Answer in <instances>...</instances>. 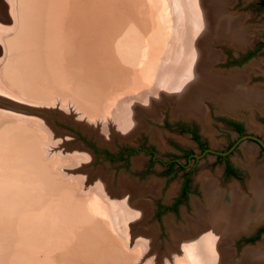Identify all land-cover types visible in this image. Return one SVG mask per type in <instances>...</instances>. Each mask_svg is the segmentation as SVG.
<instances>
[{
	"label": "rangeland",
	"instance_id": "rangeland-1",
	"mask_svg": "<svg viewBox=\"0 0 264 264\" xmlns=\"http://www.w3.org/2000/svg\"><path fill=\"white\" fill-rule=\"evenodd\" d=\"M11 1L0 0V120L8 121L4 125L0 121L4 126L0 128V197L4 196L0 203H5L0 207V264H203L201 252L192 256L180 248L188 241L174 243L168 224L169 219L173 227L185 223L183 214L194 215L192 199L200 196L180 204L176 213L157 216L155 207L165 201L173 182L179 180L177 175L161 183L156 194L147 190L139 198L134 196L147 206L136 209L133 198L126 190L120 195L119 187L125 178L142 189L152 178L147 154L110 161L105 153L149 142L155 125L162 126L156 122L159 116L164 121L169 117L167 99L153 114L142 111L161 103L156 90L172 77L180 78L177 70L183 72L192 62L196 48H205L200 37L207 35L204 10L209 0ZM216 3L212 13L208 9L209 15L214 14V21H235L228 27L246 39L240 40L244 44L240 47L226 40L212 43L218 56L212 69L228 71L258 62L259 69L250 71L246 82L264 85V0ZM61 10L63 17L56 18L52 30L54 12L61 15ZM53 36L58 38L57 48ZM245 54L242 65H229L230 57ZM213 105L208 106L219 112ZM257 111L258 116L264 114ZM36 156L52 166L42 165L33 175L26 162ZM132 170L145 174L135 177L141 172ZM37 203H44L43 208ZM237 233L239 237L247 231ZM257 240L250 245H264V238ZM246 245L238 240L228 243L230 264H240Z\"/></svg>",
	"mask_w": 264,
	"mask_h": 264
},
{
	"label": "bare ground",
	"instance_id": "bare-ground-1",
	"mask_svg": "<svg viewBox=\"0 0 264 264\" xmlns=\"http://www.w3.org/2000/svg\"><path fill=\"white\" fill-rule=\"evenodd\" d=\"M11 1V0H10ZM23 1V0H22ZM33 1V0H30ZM38 1V0H37ZM65 0H62L64 2ZM204 2L203 0H198L199 2ZM217 0H209L208 5H206V8L204 12L206 13L205 21L208 22L205 26V31L207 35L201 36L200 39L205 43V48L194 50L196 51V54H193L195 57L185 65L186 68H183V72H179L182 69H178V77H172L171 82H166L163 87L159 86L157 91L158 99H162L161 103H157L155 108L153 109V104L150 105L148 108V111L143 112L142 114H153V111H157L159 109V106L163 104L164 99L168 100L171 104V114L173 117L182 116L184 118L189 116H194L199 122L201 123L203 130L205 132L209 131V125H208V114L205 111V107L203 104V100L207 99L211 102H214L216 106L222 111L230 112L233 114L239 115V107H249V108H256L261 113H264V85H254L249 86L247 85V79L248 74L250 71H257L259 69V66L256 62H252L249 65H246L242 68H236L231 69L228 71H217L213 70L212 66L213 63L218 59V56L215 51L212 50L211 44L217 43L226 40L227 42H237L238 47L244 44H240V40L243 39L245 41L244 34L234 33L235 31L233 29H230L227 25V23H234L232 20H226L224 22L223 19L218 18L217 21L215 20V17L213 15H209L208 9L210 13H212V10L216 7L214 6V3H216ZM223 4H226L228 0H219ZM12 2V1H11ZM18 2H21L20 0ZM40 2V1H39ZM7 3V2H6ZM34 3V2H33ZM37 3V2H36ZM35 3V4H36ZM41 3V2H40ZM40 3H38L40 5ZM44 3V2H43ZM24 4V2H22ZM36 4V5H38ZM42 4V3H41ZM190 4V3H189ZM220 5V2L216 3V5ZM222 4V5H223ZM17 5V4H16ZM21 5V4H20ZM19 5V6H20ZM43 5V4H42ZM40 5V6H42ZM27 6V5H26ZM23 7V5H22ZM25 7V6H24ZM28 7V6H27ZM44 7V5H43ZM190 7V6H189ZM215 7V8H214ZM9 8V7H8ZM21 9V7H19ZM27 9V8H26ZM43 9V8H42ZM22 11V10H20ZM27 11V10H26ZM23 12V11H22ZM25 12V11H24ZM48 12V11H47ZM5 13V12H4ZM17 13V11H16ZM42 13V12H41ZM194 13V12H193ZM10 14V12H9ZM19 14V13H18ZM34 14H36L34 12ZM38 14V13H37ZM22 15V14H21ZM20 15V16H21ZM49 15V14H48ZM10 16V15H9ZM16 16V15H15ZM24 16V15H23ZM27 16V15H26ZM25 16V17H26ZM39 16V15H38ZM192 16V15H191ZM62 18L63 17V10H61V15L59 12H54L53 16V28L56 24V18ZM42 18V17H41ZM48 18V17H47ZM16 19V18H15ZM50 19V18H49ZM22 20V19H20ZM26 20H28L26 18ZM197 20V19H196ZM195 20V21H196ZM12 21V20H11ZM25 21V20H23ZM29 21V20H28ZM27 21V22H28ZM40 22V21H39ZM192 22V21H191ZM23 22H21L22 24ZM35 23V21H34ZM43 23V22H42ZM25 25V24H24ZM23 26V25H22ZM21 26V27H22ZM29 26V25H28ZM32 26V25H31ZM41 26V25H40ZM39 26V27H40ZM233 26V25H232ZM3 27V26H2ZM26 28V26H25ZM229 28V29H228ZM1 29V28H0ZM36 30V29H35ZM19 32V31H18ZM37 32V31H35ZM34 32V34H35ZM27 33V32H26ZM30 33V32H28ZM20 34V33H19ZM18 34V35H19ZM22 34V33H21ZM20 34V35H21ZM19 35V36H20ZM26 35V34H24ZM29 35V34H28ZM31 35V33H30ZM23 36V34L21 35ZM191 36V35H190ZM193 36V35H192ZM24 37V36H23ZM26 37V36H25ZM43 37V36H42ZM54 37V44L55 48H57L58 45V38ZM31 38V37H28ZM20 39V38H19ZM27 39V38H24ZM36 39V38H35ZM192 39L191 37L189 38ZM53 40V39H52ZM51 40V41H52ZM19 41V40H18ZM242 41V42H243ZM9 42V41H8ZM13 42V41H12ZM36 42V41H35ZM34 42V43H35ZM10 43V42H9ZM30 43H32L30 41ZM24 44V43H23ZM28 45V43H26ZM234 44V43H233ZM34 45V44H31ZM29 46V45H28ZM39 46V45H38ZM58 55H60V51L58 50L56 52ZM192 55V56H193ZM9 64V63H8ZM212 65V66H211ZM9 66V65H8ZM12 66V65H10ZM170 66V65H169ZM7 67V66H6ZM8 68V67H7ZM172 68V67H171ZM179 68V67H178ZM182 68V67H180ZM24 69V68H23ZM177 69V68H176ZM166 70V69H165ZM5 71V70H4ZM3 71V72H4ZM9 72V71H8ZM6 71V73H8ZM176 72V71H175ZM11 73V72H10ZM166 73V72H165ZM5 74V73H3ZM9 74V73H8ZM17 74V73H16ZM7 75V74H6ZM22 75V73H21ZM163 75V74H162ZM161 75V76H162ZM169 75V74H168ZM160 76V75H159ZM158 76V77H159ZM8 77V76H7ZM24 77V76H23ZM167 77V75H166ZM9 78V77H8ZM29 78V77H28ZM162 78V77H161ZM157 79V78H156ZM3 80V79H2ZM10 80V78L8 79ZM30 80V79H29ZM163 80V79H162ZM22 81V80H20ZM7 83V80H5ZM23 82V81H22ZM164 82V81H163ZM2 83V82H1ZM5 83V84H6ZM18 83V82H17ZM9 84V83H8ZM12 84V83H11ZM21 84V83H19ZM159 85L161 83H158ZM163 84V83H162ZM10 85V84H9ZM15 85V84H14ZM13 85V86H14ZM25 85V84H24ZM26 87V86H25ZM24 87V88H25ZM20 88V87H19ZM18 88V89H19ZM17 89V88H16ZM21 89V88H20ZM18 91V90H17ZM20 91V90H19ZM16 92V91H15ZM28 92V91H27ZM18 93V92H17ZM30 93V92H29ZM39 93V92H38ZM40 94V93H39ZM26 97V96H24ZM152 108V109H151ZM3 112V111H2ZM141 114V112H140ZM8 116V114H6ZM11 116H9L10 118ZM16 117V116H15ZM12 116V119L15 118ZM251 117V116H250ZM249 117V118H250ZM6 117L2 118L5 119ZM1 119V118H0ZM26 120V119H24ZM1 121V120H0ZM13 121V120H11ZM23 122V120L21 119ZM20 121V122H21ZM29 121V120H28ZM253 121V120H252ZM2 122V121H1ZM8 122V121H7ZM6 122V123H7ZM19 122V121H18ZM27 122V121H26ZM137 122V121H136ZM3 125L5 123L2 122ZM1 123V124H2ZM5 123V124H6ZM139 123V122H138ZM255 123V122H254ZM9 124V123H8ZM16 123L14 122V125ZM250 124V122H249ZM253 124V123H251ZM12 126V128L14 127ZM10 126V125H9ZM259 126V125H258ZM2 125L0 126V128ZM4 127V126H3ZM3 127L1 129H3ZM20 127V126H19ZM249 127V126H248ZM15 128V127H14ZM27 128V127H26ZM261 128V127H260ZM0 129V131H1ZM23 129V128H22ZM11 130V129H10ZM21 131V129H20ZM25 131V129H24ZM22 131V132H24ZM26 130L25 132H27ZM12 132V131H11ZM4 133V132H3ZM9 133V132H8ZM16 133V132H15ZM19 133V132H18ZM21 133V132H20ZM13 134V133H12ZM24 134V133H23ZM29 134V133H28ZM4 135V134H3ZM1 137V136H0ZM14 137V136H13ZM21 137V134L20 136ZM152 137L156 141L160 143V134H158L157 130L154 128L152 130ZM5 138V137H4ZM16 138V137H15ZM22 138V137H21ZM25 138V137H24ZM30 138V137H29ZM3 139V138H2ZM0 139V140H2ZM19 139V138H18ZM32 140V139H31ZM37 140V139H36ZM39 140V139H38ZM8 142V141H5ZM13 142V141H11ZM17 142V141H16ZM24 142V141H23ZM27 142V141H26ZM34 142V141H33ZM40 142V141H39ZM30 143V142H29ZM1 145V143H0ZM11 145V144H10ZM246 145V144H245ZM2 146V145H1ZM14 146V145H13ZM16 146V145H15ZM6 147V146H5ZM19 147V146H17ZM35 147V146H34ZM245 147V146H244ZM22 148V146L20 147ZM19 148V149H20ZM15 149V148H14ZM34 149V148H32ZM38 150V149H37ZM36 150V151H37ZM22 151V150H21ZM33 151V150H32ZM249 151V150H248ZM254 151V150H253ZM11 152V151H10ZM15 152V151H14ZM35 152V151H34ZM252 152V151H251ZM250 152V153H251ZM25 153V152H24ZM37 153V152H35ZM33 153V154H35ZM254 153V152H253ZM3 154V153H1ZM8 155V154H7ZM14 155V154H13ZM19 156V155H18ZM40 157V156H38ZM29 158V157H28ZM17 160V156H16ZM20 160V159H19ZM29 162L26 163L32 167V173L39 172L42 165L46 166L47 168L52 166L49 163V160L41 159V158H34L30 159ZM51 160V159H50ZM21 161V160H20ZM23 162V161H22ZM14 164V163H13ZM9 165V164H8ZM26 165V166H28ZM3 166V165H2ZM10 166V165H9ZM24 166V165H22ZM5 167V166H3ZM257 167V166H256ZM12 168V167H11ZM253 168V167H251ZM5 169V168H3ZM2 169V170H3ZM13 169V168H12ZM52 169V168H51ZM54 169V168H53ZM255 169V168H254ZM1 170V171H2ZM14 170V169H13ZM26 170V169H25ZM50 170V169H49ZM17 172V171H16ZM48 172V169H47ZM252 172V171H251ZM12 173V172H11ZM20 173V172H19ZM24 173V172H23ZM203 173V172H202ZM2 174V173H1ZM29 174V172H28ZM27 174V176H28ZM255 174V180H253L254 185V191L255 196L252 198H243L238 196V191L233 190L232 195L229 198H226V194L219 193L217 189L214 188V184L212 181H207L205 183V180H203L202 175H198V180L201 183V187L204 188L206 184V194L204 196L203 200L200 199H192V205H193V211L194 215H184L185 223H183L181 226H175L173 227L172 223L173 221L169 219V226H171V236L174 238V243L176 244L179 240H186L188 242L182 243L180 245V248L183 250L184 254H190L194 256V252L196 255H198L199 252H201V255L204 259L203 264H222L223 262H228V255L231 253L230 249L228 247V243L233 241V238L238 234L237 232H241L245 230L249 225L251 226L248 221L249 220H264V172L257 170ZM34 175V173H33ZM46 176V175H45ZM12 177V175H11ZM22 177V176H21ZM26 177V176H25ZM208 177V176H207ZM2 178V177H1ZM5 178V177H3ZM14 178V177H13ZM18 178V177H17ZM45 178V177H44ZM210 178V177H209ZM208 178V179H209ZM254 178V177H253ZM43 180V179H42ZM51 180V179H50ZM17 181V180H16ZM216 181V180H215ZM13 182V181H12ZM45 182V181H44ZM43 182V183H44ZM57 183V182H56ZM205 183V184H204ZM5 184V183H4ZM9 185V184H8ZM12 185V184H11ZM217 185V184H215ZM143 188H136V186L133 185L131 180L123 178L120 187H119V194H124V190L127 191V197L133 198V204L136 209L143 210L147 208L145 206V202L142 200L136 201L137 199H134V196L136 198H139V195L141 193L146 192L147 190H150L152 193H155L159 187V181L150 180L147 181L146 184L142 185ZM10 187V186H9ZM12 187H16L13 185ZM11 187V188H12ZM10 188V190H12ZM37 188V187H36ZM15 189V188H14ZM172 190V189H171ZM19 191V190H18ZM21 191V190H20ZM23 191V190H22ZM36 191V190H35ZM1 192V191H0ZM6 192V191H5ZM4 192V194H6ZM8 192V191H7ZM10 192V191H9ZM16 192V191H15ZM29 192V191H28ZM28 192H24L27 193ZM38 192V191H37ZM57 192V191H56ZM55 192V193H56ZM2 193V192H1ZM11 193V192H10ZM9 193V194H10ZM18 193V192H17ZM204 193V192H203ZM240 193V192H239ZM15 194V193H14ZM23 194V193H22ZM42 194V193H41ZM7 195V194H6ZM25 195V194H24ZM56 195V194H55ZM61 195V194H59ZM242 195V192H241ZM13 196V195H12ZM21 196V195H20ZM58 196V195H57ZM4 197V196H2ZM0 197V198H2ZM11 197V196H10ZM18 197V196H17ZM48 197V196H47ZM53 197V196H52ZM63 198V196H61ZM246 197V196H245ZM30 198V197H29ZM55 198V197H54ZM7 199V198H6ZM1 200V199H0ZM51 200V199H49ZM62 200V205L64 206V199ZM20 201V200H19ZM31 201V200H30ZM54 201V200H52ZM56 201V200H55ZM5 202V201H3ZM46 202V201H45ZM49 202V201H48ZM60 202V201H59ZM114 202H117V200H114ZM18 203V202H16ZM39 203V202H38ZM36 204L39 205L40 204ZM57 203V202H56ZM0 207H2L5 203H0ZM19 204V203H18ZM30 204V203H29ZM33 204V203H32ZM31 204V205H32ZM48 204V203H46ZM53 204V203H52ZM58 204V203H57ZM51 205V204H49ZM55 205V204H54ZM25 206V205H23ZM42 206V207H41ZM40 206V209L43 208L44 203ZM46 206V205H45ZM48 206V205H47ZM46 206V207H47ZM57 206V205H56ZM4 207V206H3ZM2 207V208H3ZM59 207V206H58ZM8 208V207H7ZM20 208V207H19ZM22 208V207H21ZM45 208V207H44ZM49 208V207H48ZM51 208V207H50ZM29 209V208H28ZM39 209V210H40ZM6 210V209H5ZM35 210V209H34ZM36 210H38L36 208ZM46 210V208H45ZM49 210V209H48ZM9 211V210H8ZM53 211V210H50ZM55 211V209H54ZM2 212V211H1ZM32 212V211H31ZM41 212V211H39ZM57 212V211H56ZM9 213V212H8ZM45 213V212H44ZM35 214V211H34ZM47 214V213H46ZM44 214L43 216H45ZM51 214V212H50ZM54 215L55 213L52 212ZM145 214V213H144ZM1 215V214H0ZM11 215V214H10ZM42 215V214H41ZM48 215V214H47ZM51 215V217L53 216ZM57 215V213L55 214ZM54 215V216H55ZM60 215V214H59ZM74 215V214H73ZM12 216V215H11ZM10 216V217H11ZM38 216V214H37ZM35 216V218H37ZM4 217V216H3ZM39 217V216H38ZM46 217V216H45ZM58 217V215H57ZM7 218V217H6ZM34 218V219H35ZM41 218V216H40ZM48 218V217H47ZM44 219V220H47ZM53 218V217H52ZM5 219V217L3 218ZM9 219V218H8ZM31 219V217H30ZM28 220L29 221H33ZM39 219V218H38ZM10 220H12L10 218ZM36 220V219H35ZM34 220V221H35ZM40 220V219H39ZM83 220V219H82ZM5 221V220H4ZM7 221V220H6ZM81 221V220H79ZM3 222V221H1ZM23 222V221H22ZM21 222V223H22ZM46 222V221H45ZM251 222V221H250ZM17 223V222H16ZM34 223V222H33ZM44 223V222H43ZM7 224V223H6ZM18 224V223H17ZM40 224V223H39ZM37 224V227H41V225ZM53 224V223H52ZM51 224V225H52ZM4 226V223L2 224ZM13 225V224H12ZM35 225V224H34ZM47 225V223H46ZM50 226V225H49ZM6 227V226H5ZM10 227V226H9ZM21 227V225H20ZM24 227V226H23ZM184 227V228H183ZM8 228V227H7ZM18 228V227H17ZM22 228V227H21ZM29 227L27 226V229ZM11 229V228H9ZM24 229V228H23ZM20 232V231H19ZM18 232V233H19ZM17 235V234H16ZM22 236V235H20ZM177 240V241H176ZM222 245L224 248H222ZM263 246L260 245L259 247H248L246 250H243L244 254L241 258L240 264H264V253L261 251ZM179 248V247H178ZM179 248V249H180ZM260 248V250H258ZM180 249V250H181ZM188 252V253H186ZM208 253V254H207ZM207 254V255H206ZM207 260V261H206ZM222 260V263L220 262ZM220 262V263H218ZM193 264H197L195 261Z\"/></svg>",
	"mask_w": 264,
	"mask_h": 264
},
{
	"label": "flooded vegetation",
	"instance_id": "flooded-vegetation-1",
	"mask_svg": "<svg viewBox=\"0 0 264 264\" xmlns=\"http://www.w3.org/2000/svg\"><path fill=\"white\" fill-rule=\"evenodd\" d=\"M246 56L248 54L230 57L229 65H242L247 59ZM201 104L208 114L210 128L208 132L203 130L201 123L194 116L184 118L173 117L170 114L164 121V116L162 118L160 115L156 122L162 126L155 125V129L160 134V143L151 135L149 142L137 147L124 146L117 153L111 154L110 150L105 153L110 161L114 157L126 161L140 153L147 154L148 173L152 170L155 173V175L151 174L153 176L148 181H159V186L161 183L166 184L177 175L180 176L179 180L173 182L172 190L170 189L165 195V201L155 207L157 216L176 213L178 206L186 203L194 195L204 198L205 183L209 180L219 193L226 194V198L232 195L234 188L240 197L255 196L254 173L257 170L264 172V114L258 116L256 108L245 106L239 107V115L219 108V112H213L214 103L212 104L210 100L205 99ZM258 117L261 122L257 121ZM165 151L170 153L167 155L168 158L160 156ZM135 171L142 173L135 174V177H142L145 174H143L144 170ZM135 171L132 170V172ZM199 174L205 180L204 188L198 180ZM158 189L157 192H159ZM248 222L252 223L245 229L249 235L244 234L239 237L236 235L233 241L238 240L240 244H253L258 241V238H264V220ZM256 244V247L260 246V242Z\"/></svg>",
	"mask_w": 264,
	"mask_h": 264
},
{
	"label": "water",
	"instance_id": "water-1",
	"mask_svg": "<svg viewBox=\"0 0 264 264\" xmlns=\"http://www.w3.org/2000/svg\"><path fill=\"white\" fill-rule=\"evenodd\" d=\"M246 234L248 235V233H246ZM248 247H251V245H250V244H247V245L245 246V249L248 248Z\"/></svg>",
	"mask_w": 264,
	"mask_h": 264
}]
</instances>
